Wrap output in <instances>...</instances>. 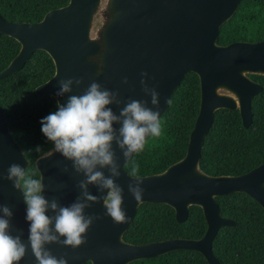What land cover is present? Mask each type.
Masks as SVG:
<instances>
[{"label":"water","instance_id":"obj_1","mask_svg":"<svg viewBox=\"0 0 264 264\" xmlns=\"http://www.w3.org/2000/svg\"><path fill=\"white\" fill-rule=\"evenodd\" d=\"M242 1L70 0L68 5L48 12L37 23H13L0 15V34L21 45L18 55L0 72V80L22 70L35 52L45 51L54 61L55 74L37 87L36 94L52 96L62 105L67 102V95H56L59 80L82 77L84 85L79 89L74 86L72 94H82L95 80L108 90L118 91L123 101L147 99L151 108L150 97L144 96L140 85V74L147 72L149 86L156 87L160 93L161 118L188 73H195L200 80V110L184 158L162 173L140 177L145 194L137 203L128 193V184L134 182L125 170L130 161L127 163L114 145L121 172L116 182L124 189L123 208L128 221L116 225L104 216L106 209L101 200L86 210V215L104 216L86 234L87 243L78 249L58 244L46 246L55 257L66 258L68 264H131L188 250L202 254L208 264H221L213 251V242L221 228L234 227L236 222L223 217L217 198L243 193L264 210V163L238 176H212L200 167L202 146L213 126L215 113L222 109L239 111L244 127L249 128L253 120L252 100L263 91L262 84L251 76L264 77V40L218 44L222 26L235 15ZM93 57H102V69ZM98 72L101 74L97 75ZM124 77L130 85L122 83ZM112 107L119 114V108ZM13 163L24 169L30 165L10 132L0 102V175L7 176V169ZM35 165L40 179L44 178L46 198L56 197L66 206L80 195L76 185L84 177L74 171L64 172L65 165L72 170V163L54 148L38 158ZM89 191L101 195L95 186H90ZM145 203L171 207L178 223L188 220L191 207H200L207 231L201 239L128 243L124 236ZM0 204L13 212L10 234L20 235L28 245L24 197L10 181L0 180ZM20 264H37L30 246Z\"/></svg>","mask_w":264,"mask_h":264},{"label":"trees","instance_id":"obj_2","mask_svg":"<svg viewBox=\"0 0 264 264\" xmlns=\"http://www.w3.org/2000/svg\"><path fill=\"white\" fill-rule=\"evenodd\" d=\"M70 0H0V15L13 23H37L52 11L68 5ZM264 40V0H243L235 15L222 26L218 44ZM15 39L0 34V72L20 52ZM55 74V64L45 51H37L19 72L0 80V102L10 132L30 162L26 171L40 179L35 162L54 148L42 133L41 120L57 108L52 96L36 94L38 86ZM252 79L263 86L252 100L253 120L245 128L239 111L222 109L215 113L210 132L202 146L201 169L212 176L246 174L264 163V77ZM201 103L200 80L188 73L162 115V133L149 137L142 152L125 166L129 174L139 166V177L159 174L183 159L189 145ZM39 146L41 152L35 149ZM223 217L236 222L234 227L220 229L213 251L221 264H264V210L251 197L234 193L219 197ZM207 222L200 207L190 208L185 223H178L175 211L163 204L140 206L124 239L144 245L169 239H201ZM86 264H91L90 262ZM131 264H208L196 251L180 250Z\"/></svg>","mask_w":264,"mask_h":264},{"label":"clouds","instance_id":"obj_3","mask_svg":"<svg viewBox=\"0 0 264 264\" xmlns=\"http://www.w3.org/2000/svg\"><path fill=\"white\" fill-rule=\"evenodd\" d=\"M91 59L103 68L102 57ZM140 75V85L144 96L150 97L151 108L149 100L129 99L125 102L118 91L108 90L95 80L79 95L72 94L74 86L81 88L84 78L59 80L56 95H67V102L57 103L56 110L41 120V130L54 145L55 152L72 163V170L65 165L63 171H74L84 177L76 185L80 195L70 205L62 206L56 197L51 200L45 197L44 178H33L19 164H11L7 176L0 175V180L10 181L13 188L23 194L25 220L29 225L28 245L20 235L10 234L13 212L7 205L0 204V264H20L28 246L37 264H68L66 258L55 257L46 246L58 244L78 249L87 243L85 236L93 224L104 216L110 217L116 225L128 221L123 208L124 189L116 182L121 172L114 145L128 163L134 154L144 150L149 137H159L162 133L158 110L160 93L156 87L149 86L147 72ZM122 83L130 85L131 82L124 77ZM112 106L119 108V114ZM35 151L40 153L41 148L37 146ZM128 175L134 181L128 184V193L139 203L145 194L139 166H133ZM90 186H95L101 195H93ZM105 191L106 196L103 195ZM101 200L106 209L104 216L86 215V210Z\"/></svg>","mask_w":264,"mask_h":264},{"label":"flooded vegetation","instance_id":"obj_4","mask_svg":"<svg viewBox=\"0 0 264 264\" xmlns=\"http://www.w3.org/2000/svg\"><path fill=\"white\" fill-rule=\"evenodd\" d=\"M250 42V41H249ZM254 80V79H253ZM255 81V80H254ZM258 82V81H257Z\"/></svg>","mask_w":264,"mask_h":264}]
</instances>
